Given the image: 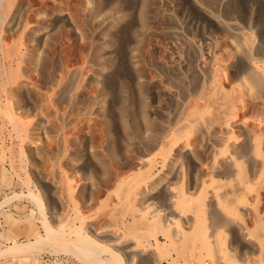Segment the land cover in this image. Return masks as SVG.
<instances>
[{
	"label": "rangeland",
	"instance_id": "obj_1",
	"mask_svg": "<svg viewBox=\"0 0 264 264\" xmlns=\"http://www.w3.org/2000/svg\"><path fill=\"white\" fill-rule=\"evenodd\" d=\"M255 67L264 0H0V264H264Z\"/></svg>",
	"mask_w": 264,
	"mask_h": 264
},
{
	"label": "bare ground",
	"instance_id": "obj_2",
	"mask_svg": "<svg viewBox=\"0 0 264 264\" xmlns=\"http://www.w3.org/2000/svg\"><path fill=\"white\" fill-rule=\"evenodd\" d=\"M255 71L257 74L261 75L264 77V68H257L255 67ZM6 203V202H5ZM3 204V203H2ZM8 204V203H7ZM80 237V236H79ZM39 242V240H38ZM70 242V241H69ZM66 243V247L68 248V252H70L71 254L74 255V257H77L80 261L84 262V264H120L118 263V261L114 262L113 260H108V261H99L96 258V253L94 252L93 248L89 247L87 244L85 239H79V240H75L72 241L70 243ZM28 243V242H27ZM36 244V242H35ZM39 244V243H37ZM32 244H28V246H30ZM40 245V244H39ZM38 245V246H39ZM90 245V244H89ZM20 246V245H18ZM27 246V245H26ZM34 247V246H32ZM27 248V247H26ZM31 248V247H29ZM19 249V247H18ZM21 249V248H20ZM25 250V249H24ZM16 251V250H15ZM22 252V251H21ZM12 253V252H11ZM15 253V252H14ZM99 253V252H98ZM22 254V253H21ZM111 256V255H110ZM100 258V257H99ZM24 259V258H23ZM25 260V259H24Z\"/></svg>",
	"mask_w": 264,
	"mask_h": 264
}]
</instances>
